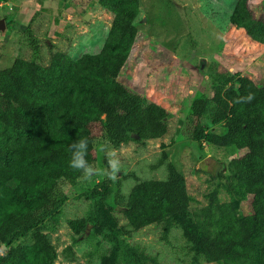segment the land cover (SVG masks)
<instances>
[{
    "label": "trees",
    "instance_id": "1",
    "mask_svg": "<svg viewBox=\"0 0 264 264\" xmlns=\"http://www.w3.org/2000/svg\"><path fill=\"white\" fill-rule=\"evenodd\" d=\"M98 4L112 20L97 53L71 58L55 51L47 65L15 58L0 69V246L8 264L54 263L56 250L46 230L58 222L64 201L72 195L61 191L59 182L82 176L69 167L71 143L87 139L86 159L93 168L99 145L106 168L108 153L119 145L167 132L171 113L118 80L137 43L139 0ZM252 4L237 0L228 22L264 46V17L255 15ZM11 17L4 18L10 22ZM209 81L211 95L191 102L195 122L186 134L197 142L244 150L220 177L229 200L191 209L186 178L168 162L164 179L132 186L124 205V229L106 204L112 181L104 175L86 194L92 202L85 215L69 221L75 234L89 228L90 236L108 243L100 264H118L123 254L143 256L144 249L128 242L124 233L149 224L160 225L164 239L178 226L194 261L264 264V83L257 85L238 71L211 72ZM249 93L254 99L237 102ZM25 234L30 242H12Z\"/></svg>",
    "mask_w": 264,
    "mask_h": 264
},
{
    "label": "rangeland",
    "instance_id": "2",
    "mask_svg": "<svg viewBox=\"0 0 264 264\" xmlns=\"http://www.w3.org/2000/svg\"><path fill=\"white\" fill-rule=\"evenodd\" d=\"M236 1L139 0L137 43L118 80L171 115L167 132L160 138L129 141L114 150L121 167L117 180L111 182L106 204L118 226L127 228L123 211L132 186L142 180L164 179L168 162L186 178L191 209L229 200L220 187V177L227 174L228 162L244 150L197 142L187 136L186 129L195 122L190 114L192 100L211 95V72L238 71L257 85L264 83V46L228 22ZM252 3L255 15L264 17V0ZM7 15L12 17L0 31V69L10 66L15 58L47 65L55 51L71 58L97 53L112 20L98 0H0V17ZM96 155V173L90 180L81 176L72 182H59V189L72 195L64 201L58 222L46 230L56 250L53 264H100L107 251L108 243L90 236L89 228L75 234L69 227L70 220L85 215L92 202L86 194L104 177L99 145ZM242 208L248 212L247 201ZM73 236L77 242L71 244ZM124 237L139 244L144 255L123 254L118 264H223L194 261L178 226L170 229L166 239L156 224L124 233ZM30 241L29 234L12 239L13 243ZM4 255L5 249L0 264H8Z\"/></svg>",
    "mask_w": 264,
    "mask_h": 264
},
{
    "label": "clouds",
    "instance_id": "3",
    "mask_svg": "<svg viewBox=\"0 0 264 264\" xmlns=\"http://www.w3.org/2000/svg\"><path fill=\"white\" fill-rule=\"evenodd\" d=\"M254 99L253 94L249 93L246 97L240 98L237 102H250ZM71 150V159L69 161V167L82 173V177L85 180H90L96 173L94 169L87 161L86 155L88 150L87 139L76 140L69 145ZM121 162L116 155L115 151L108 153L107 167L103 170L105 177L111 181H116L118 173L120 171ZM4 254V249L0 248V255Z\"/></svg>",
    "mask_w": 264,
    "mask_h": 264
},
{
    "label": "water",
    "instance_id": "4",
    "mask_svg": "<svg viewBox=\"0 0 264 264\" xmlns=\"http://www.w3.org/2000/svg\"><path fill=\"white\" fill-rule=\"evenodd\" d=\"M6 27V20L4 17H0V31H3Z\"/></svg>",
    "mask_w": 264,
    "mask_h": 264
}]
</instances>
